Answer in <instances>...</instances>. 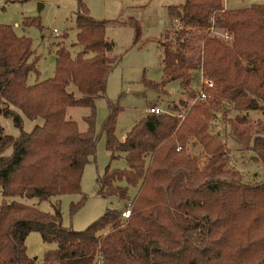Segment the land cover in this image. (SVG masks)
<instances>
[{
    "label": "trees",
    "instance_id": "obj_1",
    "mask_svg": "<svg viewBox=\"0 0 264 264\" xmlns=\"http://www.w3.org/2000/svg\"><path fill=\"white\" fill-rule=\"evenodd\" d=\"M76 4L75 44L82 50L72 55L59 41L54 74L33 83L28 75L39 70L31 38L0 23V114L19 127L23 116L43 118L18 135L5 133L0 123V264H36L26 251L31 231L57 243L43 253L45 263L264 264V4L227 8L223 0H184L169 5V15L182 21L184 31L165 33L162 78L147 83L163 87L179 79L195 99L147 111L122 140L115 134L121 106L110 102L101 127L110 157L123 152L126 167L108 163L96 176L95 192L129 199V216L107 206L78 230L63 224L59 200L49 212L9 199L79 193L84 165L95 156V99L106 90L116 56L105 37L106 20L92 17L83 0ZM23 24L41 26L31 16ZM211 26L230 38L209 33ZM191 45L200 48L195 59L187 52ZM196 74L213 83L204 98L190 88L198 82ZM72 105L89 108L86 129L66 118ZM249 111L260 115L250 119ZM217 112L229 123L230 136L261 162L260 178L247 179L233 165L229 146L211 128ZM84 198L70 203L71 214Z\"/></svg>",
    "mask_w": 264,
    "mask_h": 264
},
{
    "label": "rangeland",
    "instance_id": "obj_2",
    "mask_svg": "<svg viewBox=\"0 0 264 264\" xmlns=\"http://www.w3.org/2000/svg\"><path fill=\"white\" fill-rule=\"evenodd\" d=\"M87 5L90 15L97 19H105V37L112 44L111 54L116 56L113 68L108 74L106 90L102 96L95 99V129L97 133L96 153L83 168L81 177V192L66 193L40 199L37 196L27 197L14 195L9 199H16L27 204L51 212L52 204L59 200L62 221L64 225L74 229H83L91 221L100 216L107 206L124 208L129 199L122 200L116 196H102L95 192L96 176L101 174L108 163L114 167H126L123 152L119 156L110 157L106 147L105 136L101 129L104 118L109 112V103L121 106L117 117L115 134L119 140L133 124L147 112V108L156 103L162 110H167L174 102L184 100L188 104L195 99L188 89L183 91L179 79L168 81L163 87L149 85L148 81L159 82L162 78V58L164 43L167 42L165 33L169 37L182 34L184 29L175 22L177 16L169 15V5H179L184 0H83ZM227 8L245 7L252 3L264 4V0H223ZM76 0H0V23L12 25L15 32L25 35L32 40V49L38 55V74L31 72L28 83L48 78L54 74V50L58 42L62 41L74 55L82 50L75 44L77 27L75 22ZM25 16L37 17L41 26L36 24L25 25ZM172 17V18H171ZM138 25L139 33L137 34ZM193 33L199 29L193 28ZM187 34V32H186ZM214 34V33H212ZM137 37V38H136ZM136 38V39H135ZM187 52L195 59L200 48L191 45ZM90 55V52L86 53ZM197 75V74H196ZM200 75H197L199 78ZM199 83L193 80L190 88H198ZM72 90L74 86L71 85ZM195 93V91H194ZM196 96V94H195ZM89 113L85 106H68L66 118L77 121L81 130L86 129L87 123L83 116ZM229 114L235 116L237 112ZM258 112L249 111L248 118L255 119ZM0 123L5 133L18 135L21 130L29 131L35 125L42 124V117L28 118L23 116L22 127L14 124L9 116L0 114ZM211 128L218 132L229 146L230 158L233 165L243 171L247 179H258L262 174V164L251 157L229 134L230 125L217 112L211 120ZM197 152L198 148H190ZM11 147L5 149L9 153ZM135 187H130V196L135 192ZM85 195L82 205L70 213V203L79 200ZM3 195L0 189V203ZM28 255L36 257V264H59L58 262H42L43 253L54 248L56 242L44 241L38 231H31L25 239Z\"/></svg>",
    "mask_w": 264,
    "mask_h": 264
},
{
    "label": "built area",
    "instance_id": "obj_3",
    "mask_svg": "<svg viewBox=\"0 0 264 264\" xmlns=\"http://www.w3.org/2000/svg\"><path fill=\"white\" fill-rule=\"evenodd\" d=\"M174 20L177 23V25L180 26V29H183L182 21L178 17H176ZM210 32H212L214 34H217V35H219V36H221V37H223L225 39H229L230 36H231L227 31H220V30L214 29L213 26H211V28L209 29V33ZM198 83H199V86H198L197 91H196V97L204 98L206 96V94H207V92L205 90V87L206 86L210 87V86L213 85V83H212L211 80H209L208 78L204 77L201 74L199 76ZM146 110L150 111V112H160V111H162V109L159 106H157V105H151ZM130 209H131V206H130V202L128 201L127 205L124 208H122V210H121V216L122 217L129 216Z\"/></svg>",
    "mask_w": 264,
    "mask_h": 264
},
{
    "label": "crops",
    "instance_id": "obj_4",
    "mask_svg": "<svg viewBox=\"0 0 264 264\" xmlns=\"http://www.w3.org/2000/svg\"><path fill=\"white\" fill-rule=\"evenodd\" d=\"M224 6H225V5H224ZM151 105H157V104H156V103H154V104H151ZM151 105H150V106H151ZM157 106H159V105H157Z\"/></svg>",
    "mask_w": 264,
    "mask_h": 264
}]
</instances>
